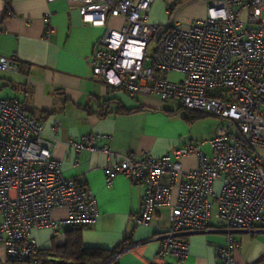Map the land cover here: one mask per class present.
Returning <instances> with one entry per match:
<instances>
[{"label":"built area","instance_id":"built-area-1","mask_svg":"<svg viewBox=\"0 0 264 264\" xmlns=\"http://www.w3.org/2000/svg\"><path fill=\"white\" fill-rule=\"evenodd\" d=\"M154 1L81 0L82 21L106 26L88 63L94 77L115 91L219 117L223 124L207 141L210 155L194 142L176 148L175 160L170 153L123 155L109 142L97 146L95 133L67 144L116 158L104 168L108 188L118 175L145 184L137 226L147 224L158 206L171 204L178 189L170 227L148 264L186 258L190 243L184 235L209 230L213 216L227 233L219 264H235V232L264 230V0H208L207 17L187 26L152 22ZM108 17L122 23L109 26ZM19 65L16 55L0 53V71ZM43 134L38 115L25 111L16 97H0V264H44L35 229L85 227L100 217L94 190L64 174L53 156L55 138ZM186 156L197 157L195 168L184 169ZM59 207L68 216L57 221L52 212Z\"/></svg>","mask_w":264,"mask_h":264},{"label":"crops","instance_id":"crops-1","mask_svg":"<svg viewBox=\"0 0 264 264\" xmlns=\"http://www.w3.org/2000/svg\"><path fill=\"white\" fill-rule=\"evenodd\" d=\"M80 4L81 0H0V53L16 55L20 60L18 69L0 71V91L5 90L1 98L16 97L26 111L39 116L43 135L56 140L53 156L61 162L64 174L88 184L96 193L100 217L82 228L84 245L114 249L131 236L132 246L107 264H148L156 257L160 236L170 227L171 205L177 200L178 189L173 191L171 204L158 206L147 224L137 226L134 218L142 210L145 184L118 175L108 188L104 168L116 158L86 149L75 151L67 142L95 133L100 135L97 146L109 142L118 154L132 152L139 157L143 152L153 156L170 153L175 160L174 150L190 142L201 143L210 155L207 141L217 127L208 135L193 137V127L182 118L188 119L186 113L180 111L177 116L164 111H175L177 104L155 97H133L95 78L87 58L106 26L85 24ZM207 10L208 0H155L150 20L187 26L193 19L206 18ZM121 23L119 17L106 19L109 26ZM197 164L195 156L182 159L186 170ZM220 187L218 182L217 192ZM52 215L60 221L68 216V210L59 207ZM222 226L213 216L209 230L184 235L190 243L189 255L182 260L170 256L167 264H219L218 249L227 236ZM70 229L37 228L33 236L46 251L65 243ZM235 237L240 243L235 264H264V230L257 235L237 231Z\"/></svg>","mask_w":264,"mask_h":264},{"label":"trees","instance_id":"trees-1","mask_svg":"<svg viewBox=\"0 0 264 264\" xmlns=\"http://www.w3.org/2000/svg\"><path fill=\"white\" fill-rule=\"evenodd\" d=\"M183 107H179L177 111H166L167 113H177L182 111ZM25 110V109H24ZM188 110L187 118L194 121L200 117H204L205 113L197 110ZM26 111V110H25ZM132 111V110H129ZM28 112V111H27ZM32 115H37L30 112ZM82 228L80 226H71L68 230L65 243L55 245L51 250L41 251V258L44 264H107L120 252L132 246L131 236L126 238L122 244L114 249H104L96 247H86L82 239ZM58 259V261L56 260Z\"/></svg>","mask_w":264,"mask_h":264},{"label":"rangeland","instance_id":"rangeland-1","mask_svg":"<svg viewBox=\"0 0 264 264\" xmlns=\"http://www.w3.org/2000/svg\"><path fill=\"white\" fill-rule=\"evenodd\" d=\"M175 77V76H174ZM5 90L0 91V97H3ZM172 107V106H171ZM179 108L175 106V111H177ZM182 113H186L187 116V109H184L181 111ZM180 113H177L176 115L178 116ZM184 119V121H186L187 123L189 122L191 124V126L193 127L192 129V136L195 137L197 135H199L200 133H207L210 134V132L215 129L216 127L218 128V126L222 123L223 121L215 116V115H211V114H207L204 117H201L199 119H196L195 121L191 122L188 119H186L184 116L182 117ZM216 128V129H217ZM205 138V137H204ZM196 139V138H195ZM201 139V138H198ZM200 142V141H199ZM217 211V207L216 205L213 206V215L215 214V212ZM58 261V259H56ZM51 264V263H49Z\"/></svg>","mask_w":264,"mask_h":264},{"label":"water","instance_id":"water-1","mask_svg":"<svg viewBox=\"0 0 264 264\" xmlns=\"http://www.w3.org/2000/svg\"><path fill=\"white\" fill-rule=\"evenodd\" d=\"M263 162H264V158H263Z\"/></svg>","mask_w":264,"mask_h":264}]
</instances>
